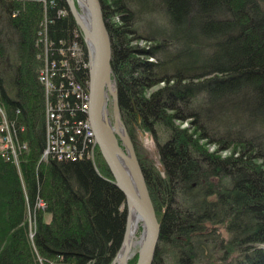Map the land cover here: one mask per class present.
Segmentation results:
<instances>
[{
	"label": "trees",
	"instance_id": "16d2710c",
	"mask_svg": "<svg viewBox=\"0 0 264 264\" xmlns=\"http://www.w3.org/2000/svg\"><path fill=\"white\" fill-rule=\"evenodd\" d=\"M99 1L121 120L133 142L157 144L158 163L138 157L160 222L152 264H264V0ZM87 59L66 0H0L15 149L0 136V264H111L121 247L125 197L99 150L42 159L39 72L54 62V92L70 79L87 90Z\"/></svg>",
	"mask_w": 264,
	"mask_h": 264
},
{
	"label": "water",
	"instance_id": "95a60500",
	"mask_svg": "<svg viewBox=\"0 0 264 264\" xmlns=\"http://www.w3.org/2000/svg\"><path fill=\"white\" fill-rule=\"evenodd\" d=\"M70 13L82 30L90 50L89 119L95 131L100 153L121 190L126 205V230L120 249L111 264H127L132 248L129 241L131 216L141 221L139 249L135 264H151L160 232V222L145 177L124 123L121 120L116 84L112 80L111 41L102 16L99 0H66ZM79 6L85 13L83 16ZM111 85L113 87H111ZM108 94L113 99L114 124L104 107ZM106 111V114H105ZM122 144H119V140Z\"/></svg>",
	"mask_w": 264,
	"mask_h": 264
},
{
	"label": "built area",
	"instance_id": "2783aa9c",
	"mask_svg": "<svg viewBox=\"0 0 264 264\" xmlns=\"http://www.w3.org/2000/svg\"><path fill=\"white\" fill-rule=\"evenodd\" d=\"M76 47V46H75ZM77 50V49H76ZM76 51L73 52L75 54ZM66 64V61L63 62V65ZM57 68L55 66L54 62H51L50 65L43 68V70L40 73L41 80H44L47 84V88L52 90L55 89V83L53 81V78H55L57 75ZM62 77L64 76V73L61 74ZM70 89H65L63 83L59 85V93L64 95L65 98L68 97L69 94H73L74 96H78L81 99V103H77L76 108L81 109L84 111L83 113H86L87 108V100H88V92L87 90L78 85L74 86L73 82L70 81L69 83ZM87 103V104H86ZM54 104H57L59 111L65 109L69 110L67 107L69 104L64 103L61 99ZM53 106L50 104L49 107ZM73 109V108H71ZM75 109V108H74ZM71 111V110H70ZM72 112V111H71ZM48 119H51L52 125L49 127L48 135H47V148L43 152V157L48 156L50 152H53L54 155H59V153H63L65 151H71L72 148H75L73 145V142L79 143L82 146H85V142H89L96 146V141L93 139V132L89 126V123L87 122V116L85 118H80L78 120H74L72 122L68 120H60L61 114L59 112H48ZM0 130L3 131V127L0 126ZM68 135V138L70 140V143H66L62 140H58L54 136L60 135L62 138L64 135ZM5 142V146L11 145L10 137L3 138ZM8 141V142H7ZM7 142V144H6ZM69 146V149L67 147ZM87 147V146H86ZM60 156V155H59ZM62 158V157H58Z\"/></svg>",
	"mask_w": 264,
	"mask_h": 264
},
{
	"label": "bare ground",
	"instance_id": "6f19581e",
	"mask_svg": "<svg viewBox=\"0 0 264 264\" xmlns=\"http://www.w3.org/2000/svg\"><path fill=\"white\" fill-rule=\"evenodd\" d=\"M102 11V10H101ZM102 16H103V14H102ZM78 25V24H77ZM106 26V25H105ZM107 29V28H106ZM81 31V30H80ZM81 34H82V37H83V40H84V43L85 44H87L86 42H85V39H84V36H83V33H82V31H81ZM86 48H87V46H86ZM111 56H112V50H111ZM87 57H88V59H87V62H84L83 63V65L85 66V67H87V69H88V74H89V58H90V53L88 52V50H87ZM66 78H69L70 79V77L69 76H66ZM70 81H72L73 82V84H74V86H78V85H80V86H82V87H84L85 89H86V85H84V84H82V83H79V82H76L75 80H71L70 79ZM115 82V81H114ZM88 83H89V80H88ZM88 86V85H87ZM111 87H113L112 85H111ZM44 89H45V93H46V95H47V99H48V101H47V107H46V111H47V113L48 112H59L60 114H61V118H60V120H68L69 119V116H68V109L67 110H65V109H63V110H61V111H59V108H58V106H57V104H54L55 102H57V101H59L60 99L64 102V103H66L67 104V101H68V98H69V95H68V97H66L65 98V96L64 95H62V94H60V93H58V92H54V89H52V90H50V89H48L47 87L45 88L44 87ZM54 93L56 94V100L55 101H52L51 99H53V95H54ZM70 96H71V99L72 100H74L73 102H74V104L76 105L78 102L79 103H81L82 101H81V99L78 97V96H74L73 94H70ZM107 97L108 96H106V98H105V101H104V107H106L105 109L108 111V109H107ZM88 103V104H87ZM86 104H87V108H86V115H87V122L89 123V126H90V128H91V130H92V132H93V139L96 141V144H97V140H96V135H95V131H94V129H93V126H92V124H91V122H90V119H89V115H88V113H89V109H90V100L87 102ZM50 104H52L53 106H51V107H49L50 106ZM74 105V106H75ZM68 108H72L73 106H67ZM76 110L77 109H71V111H69V114H70V119H71V121L70 122H72V121H74V120H78V119H80V118H77V116H76V114L75 113H77L76 112ZM80 110V109H79ZM81 111V110H80ZM65 112V113H64ZM81 113H82V111H81ZM3 110L1 109V107H0V116L2 117L3 116ZM64 114H67V116L65 117V115ZM105 114H106V111H105ZM107 115H108V112H107ZM47 116H48V114H47ZM108 118H109V116H107ZM6 118H5V116L4 117H2V118H0V126H2L3 127V132H1V136L3 137V138H5V137H10V134H9V129H8V126H7V123H6ZM109 122H111L110 121V119H109ZM52 125V123H51V119H48V121H47V135H48V131H49V127ZM54 137H56L58 140H62V141H64V142H66V143H70V140H69V138H68V135H64V137L62 138L60 135H58V136H54ZM73 145L75 146V148H72L71 149V151H65V152H63V153H59V155L57 154V155H55V156H52V155H54L53 154V152H50L49 154H48V156H46V157H42V159H47V158H55L56 160L58 159V160H71V161H76V160H80V159H87V160H91V161H94V157H95V154H96V149H98L99 150V147L98 146H94L93 144H91V143H89V142H85V146H82V145H80L79 143H76V142H73ZM87 146V147H86ZM47 148V146L45 147V149ZM45 149H44V151H45ZM67 149H69V146L67 147ZM99 152H100V150H99ZM43 153V152H42ZM50 154H52V155H50ZM101 154V153H100ZM102 156V155H101ZM58 157H62V158H58ZM103 158V157H102ZM54 159V160H55ZM104 160V159H103ZM107 165V164H106ZM107 168H108V166H107ZM108 170H109V168H108ZM109 172H110V170H109ZM40 206H43V204H41ZM137 215L135 214V213H133L132 214V216H131V224H130V234H129V241L131 242V244H134V238H135V235H136V233H137V230H138V225H139V223H141V221L139 220V218H137L136 217ZM159 234H160V232H159ZM158 240H159V238H158ZM158 240H157V243H158ZM157 246V245H156ZM155 249H156V247H155ZM154 252H155V250H154ZM153 261V260H152ZM152 264V263H151Z\"/></svg>",
	"mask_w": 264,
	"mask_h": 264
},
{
	"label": "rangeland",
	"instance_id": "374dc122",
	"mask_svg": "<svg viewBox=\"0 0 264 264\" xmlns=\"http://www.w3.org/2000/svg\"><path fill=\"white\" fill-rule=\"evenodd\" d=\"M77 8L80 11V13L84 16L85 15L84 11L79 6H77ZM80 30H81V28H80ZM139 44L144 45L145 43L140 42ZM86 46H87L88 52L90 53L89 46L87 44H86ZM41 71L39 72V80L44 85V87L46 88L47 87V84L45 82H43L44 80H41V78H40ZM112 80L114 81L113 77H112ZM87 85H88L87 86V92H88V100H87V102H88L89 101V83L88 82H87ZM107 109H108V114H109V119L111 121V124H114L113 99H112V97H111L110 94H108V97H107ZM80 110L82 111L81 106H80ZM82 112H84V111H82ZM86 116L87 115L85 114V117ZM130 139H131V137H130ZM10 140H11V145L5 146V142H4L2 148H4L5 150L10 149L12 151V153L14 154L15 149L13 148L14 147V143H13V140H12V137L11 136H10ZM7 142H6V144H7ZM132 143L134 145L135 152H136V154H137L138 157L139 156L147 157V158H150V159L154 160L156 163H158V149H157V144L153 140V137H152V135L150 133H148L147 135L142 136L140 143L139 142H133V141H132ZM119 144L120 145L122 144L121 140H119ZM0 145H1V142H0ZM96 146H98V144H96ZM0 148H1V146H0ZM210 148L213 149L212 146ZM94 158L96 159V154H95V157ZM95 159H94L93 162H95ZM37 204L38 205L43 204L42 203V200L39 199L38 202H37ZM125 208H126V205H125ZM139 228H141V223H139V225H138V230H137V233H136L135 238H134V244H132V248H131V251L129 253V257L127 258V264H128L129 261H131L133 259V257H135V255L137 256L138 249H139L138 240H139V236L141 234V231L139 230Z\"/></svg>",
	"mask_w": 264,
	"mask_h": 264
}]
</instances>
